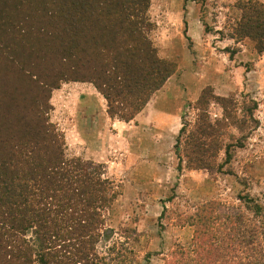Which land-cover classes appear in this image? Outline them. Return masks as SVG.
I'll return each mask as SVG.
<instances>
[{
    "label": "trees",
    "instance_id": "16d2710c",
    "mask_svg": "<svg viewBox=\"0 0 264 264\" xmlns=\"http://www.w3.org/2000/svg\"><path fill=\"white\" fill-rule=\"evenodd\" d=\"M151 1L0 0V264H140L127 241L100 249L111 236L106 211L116 199L114 181L101 165L66 157L49 112L52 91L67 81L92 83L112 119L129 122L145 109L177 69L150 38ZM238 7L231 37L248 38L264 53V3ZM212 101L222 119H211ZM257 107L253 101L245 114L252 118ZM195 108L192 128L183 124L175 147L184 142L190 168L220 171L219 153L227 163L243 147V137L229 131L241 133L244 121L236 101L209 86ZM238 219L218 230L195 224L192 247L177 245L165 264H243L238 254L250 253L246 236L255 231L238 227Z\"/></svg>",
    "mask_w": 264,
    "mask_h": 264
},
{
    "label": "rangeland",
    "instance_id": "374dc122",
    "mask_svg": "<svg viewBox=\"0 0 264 264\" xmlns=\"http://www.w3.org/2000/svg\"><path fill=\"white\" fill-rule=\"evenodd\" d=\"M242 1H151L150 38L160 57L177 65L158 94L166 99L163 106H182L179 122L162 119L157 132L126 127L122 135L106 122V100L92 83L67 81L52 91L49 118L64 136L66 157L101 165L114 181L116 199L106 211L111 236L100 242L102 251L127 241L140 264H165L177 245L192 247L195 224L226 229L237 217L238 227L255 231L246 236L250 253L247 258L239 253V259L264 263V53L248 38L231 37ZM208 86L215 95L234 99L236 116L244 121L241 133L234 126L229 131L243 137V147H236L227 163L224 151L219 153L220 171L190 168L184 142L175 147L183 124L192 128L196 102ZM253 101L258 107L251 118L244 107ZM209 114L213 121L222 119L223 109L212 101Z\"/></svg>",
    "mask_w": 264,
    "mask_h": 264
},
{
    "label": "crops",
    "instance_id": "0c3cea01",
    "mask_svg": "<svg viewBox=\"0 0 264 264\" xmlns=\"http://www.w3.org/2000/svg\"><path fill=\"white\" fill-rule=\"evenodd\" d=\"M161 91V90H159ZM159 91L156 92L154 94V96L152 97V99L150 100V102L147 104V106L145 107V109L140 112L133 120L129 121V122H125L122 120H119L117 118H111L107 111L105 114V120L106 122H109V124H111L113 126V128L118 129V134H124V128H132L133 126L137 127L140 130H143L145 128L150 129L151 131H156L157 129H155V126H160V122L162 121V119H169V118H173L176 119L179 122V113L181 111V107H179V105L177 107H166L163 106V103L165 102L166 99H161V97L159 96ZM133 124V125H131ZM162 126V125H161ZM166 129L163 133L168 132L167 130H169V125L165 126ZM161 128V127H159ZM161 130H159L158 132H160Z\"/></svg>",
    "mask_w": 264,
    "mask_h": 264
}]
</instances>
